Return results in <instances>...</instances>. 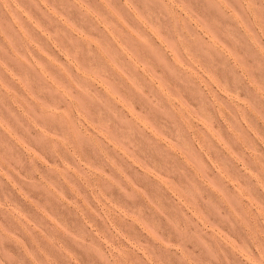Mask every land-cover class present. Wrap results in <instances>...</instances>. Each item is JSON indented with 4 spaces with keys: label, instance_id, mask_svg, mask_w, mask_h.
<instances>
[{
    "label": "rangeland",
    "instance_id": "374dc122",
    "mask_svg": "<svg viewBox=\"0 0 264 264\" xmlns=\"http://www.w3.org/2000/svg\"><path fill=\"white\" fill-rule=\"evenodd\" d=\"M239 7L240 0H15L0 12V201L11 197L9 185L23 198L31 218L11 211L33 249L52 254L43 264H56L57 255L63 264H98L49 242L55 234L76 240L49 201L67 210L78 233L87 227L107 242L117 253L111 264H256L246 242L264 258V17L251 28ZM154 13L163 26L149 19ZM69 100L90 130L91 159L73 153L70 162L61 151L57 165L41 129H62L37 113L49 104L70 109ZM61 178L70 199L55 189ZM129 244L134 250L121 260ZM0 256L11 259L3 242Z\"/></svg>",
    "mask_w": 264,
    "mask_h": 264
},
{
    "label": "clouds",
    "instance_id": "9594fccd",
    "mask_svg": "<svg viewBox=\"0 0 264 264\" xmlns=\"http://www.w3.org/2000/svg\"><path fill=\"white\" fill-rule=\"evenodd\" d=\"M169 3H172V0H169ZM14 5L15 0H0V12L7 13L13 8ZM170 11L171 13H175L177 12V9L173 7ZM238 13L240 18L245 23L249 24L251 28H258L259 21L262 17H264V0H240ZM88 14L92 15V13ZM161 15L163 14L154 13L153 16L149 17V19H152L154 24L163 26ZM168 19H172L170 13L168 15ZM229 19L231 22V26L239 27V22L235 18H231L229 16ZM235 95L242 96L240 91H237ZM65 98L68 99L67 97ZM69 105L70 109L60 105H43L39 108V111L37 113L38 119L54 121L58 125V127L62 129V131H58L56 133H52L51 131H48L46 129H41L42 142L47 143L53 150V153L56 155L57 165H61V159L59 155L61 151L65 152V158L70 162L75 158L73 156V153H75L76 157H80L81 159L83 158L81 156V153L87 155L88 158L91 159V151L89 146L86 144V142L91 138L90 130L86 131L82 121L76 115L75 101L69 100ZM117 107H119V105H117ZM100 123H104V121H100ZM108 124L110 125L111 121H108ZM97 151H99L98 147ZM37 152L40 155H44L43 153H39L38 149ZM44 158L47 160L49 157L47 155H44ZM30 163L31 162L27 160V164L30 165ZM22 164L25 168V161L23 159ZM36 167L39 168V164H37ZM88 171V169H84L85 173H87ZM23 174L24 173L22 172L21 175ZM32 179L34 181H39V173L34 174L32 176ZM51 179L55 181V177H52ZM78 179L81 178L78 177ZM89 179L94 180V177L90 176ZM54 186L56 191H62L64 193L66 199L71 198V196L69 195L70 192L68 186L66 183H64L63 178H61L59 184H55ZM80 187L81 191H90L88 185L84 184L83 182H81ZM9 188L10 190H7L12 193L11 197L6 202L0 201V211H3L7 216V219L0 221V242H3V249L7 251L8 256L11 259H4L2 256H0V264H17L18 261L20 262V264H32L33 261H35L36 264H43V262L51 260L53 258L51 253L45 254L44 252L34 250L33 246L29 243V237L24 233V230L21 227V221L17 219L16 213L11 211V209L15 207L29 218H31V213L23 206V204H25L23 198L20 197L14 189H11L10 185ZM114 190L116 191L114 192ZM184 191L186 195H190L193 199H195V196L190 192H188L187 190ZM116 192L117 189L113 187L111 189L110 197L111 199H113V201H115ZM104 195L107 196L108 193L105 192ZM16 197H18L19 200H17ZM91 198L92 197L89 196V199ZM40 203H44V197L42 193L40 194ZM49 203L51 204V211L56 215L58 221L65 224L69 228V230L72 231L76 236V240L73 242H69L67 240L62 242L59 234L51 236L49 238V242L55 248L59 249L63 244L66 245L81 260V254H83V259L85 257V254H88L93 259H95L98 264H102V262L100 261L101 257L107 258L111 264V262L113 261V257L116 256L117 253L110 252V248L106 247L107 242L104 239L97 237L95 234H90V229H88L87 227L85 228V231L83 233H78L76 231V228L79 225L77 226L75 223L70 224L62 214L67 210H62L60 205L52 201H49ZM139 211L143 213L142 208ZM36 222L37 221H33V223ZM149 227L157 235H160L159 230L154 225L149 224ZM116 236L117 234L113 233V237L115 238ZM113 243L118 244V240L114 239ZM140 243H143V241H140ZM241 247H243L249 253V255L252 256L256 264H264V258H261L257 254L256 248H254L251 243L246 242L241 245ZM25 249H27V252L25 251ZM133 250L134 249L131 244L125 246L123 249H120L118 254L119 258L121 260L129 259L130 253ZM135 251L137 255H139V250L135 249ZM169 251H172V249H169ZM28 253H31V256ZM55 259L56 264H63L60 255H57ZM185 264H188V262L185 261Z\"/></svg>",
    "mask_w": 264,
    "mask_h": 264
}]
</instances>
